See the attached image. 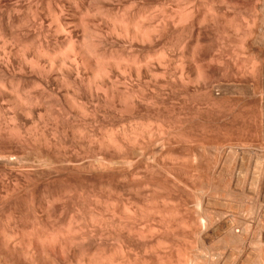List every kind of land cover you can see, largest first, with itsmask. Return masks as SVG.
<instances>
[{"label": "rangeland", "instance_id": "374dc122", "mask_svg": "<svg viewBox=\"0 0 264 264\" xmlns=\"http://www.w3.org/2000/svg\"><path fill=\"white\" fill-rule=\"evenodd\" d=\"M147 1L117 0L115 8H118L119 5H122V8H125V6L127 8L133 4L135 7L131 5L133 6L132 9L129 7L127 10L136 12V7H140L138 8L140 10L141 7L146 9L147 7L150 8L154 3L157 7L152 6V8L155 7L160 10L157 11V15H155V19L157 16L158 22L160 19L159 12L161 13V17L164 13L169 18L171 14L172 16L173 14L174 16L178 14L179 11H177L178 9L176 10L178 6L180 7V5H182V8L183 3L185 6L184 0L182 4H180L181 0H151L152 4L149 0ZM192 1H196L195 5H199L197 0ZM202 1L203 2L199 0V2H201L200 4H203L205 7L203 8L207 15V21H194V19L199 20L198 14L201 13V11L197 12V10L194 9L192 17L195 18L192 20L189 19L190 22H186L183 27H181L182 24H178L177 22L178 28L175 27V19H173L174 23L169 20L164 22V24H167L164 25L165 29H163L164 26L161 19H164L165 15L163 16L164 18L162 17L159 20L162 28L158 27V22L157 27L160 31L157 30L158 39L157 43H154V45H157L156 47L158 50L155 47L151 49L157 50V56H160L159 58L157 57V61L162 60L161 62H157V78L159 79H157V83L152 85L150 90L146 92L148 95L157 97V103H154L155 105L143 103L138 106L136 104L126 107L121 105L122 107H120L118 103H98L92 100L93 102L90 101L87 104L84 102L86 105L83 106L81 110L78 107L80 106L81 108L84 104L78 107L75 106L76 109L71 108L73 111L78 110L79 113L83 111L81 112L82 114L75 115L77 111L76 113H74L75 111L71 113L70 107L63 103L64 106L60 105L61 103L59 104V102H52L53 104L49 103L51 107L45 104V109L41 107L44 103H40V106L39 103H37L38 105H36L38 107H34V104L30 106L31 110L33 109V105L34 109H38L37 111L33 109V113H30V115H28V113L24 114L25 112L23 113L20 108L16 107V111L14 110L16 114L12 115L13 120L11 125L9 124V118L11 116L8 115L5 109L7 103L5 102L4 105L0 99V264H79V262L82 264L84 261L87 264H242V262L244 264H248V262L249 264H264V250H262V253L260 252L261 249H264V243L258 244L261 243V241L264 242L262 238L264 231L263 229H261V231L259 230L260 228H264V221H261L264 220L261 214V211L264 210V191L260 192L261 189L258 188L259 185L260 187L261 185L264 187L263 184H260V182L264 183V147L263 145L260 146L261 148L259 147V145L264 143V139L261 141L258 140L264 137V131L261 132L264 130V122L262 123L263 125L261 124L263 129L259 128L262 129L261 131L258 129L260 123L264 121V119H262L264 117V107L262 105L264 99H259L264 98V92L262 97H260L264 90V0H260L263 2V5H261L262 2L260 1V3H257L256 1L258 0H243V2H241L242 0H239V2L238 0H225V2L228 1V8L225 7L226 5L222 4L224 3L223 0ZM235 1L238 2V4L241 2L240 5L235 4ZM254 1L256 3H253ZM0 2L1 6H3V11L0 13V32L5 29H13L15 31V26L18 25L17 21H23L24 19L23 14L15 15L8 13L9 6L13 5L15 0H1ZM19 2L20 6L26 9L28 0H19ZM32 2L40 4L39 0H33ZM233 3L239 7L236 8V6H234V8ZM252 3L259 5L254 6ZM78 4L75 5L76 7H71V9L66 7L64 10L56 8L58 6H52L53 8L50 6L51 8L49 10V8H45L47 7L45 5L43 6L45 10L41 11L40 8L42 7L39 6L40 8L36 10L37 7H35L34 4V7L32 6L30 9L31 11L28 10L24 15L27 16L26 18L29 19L28 21H30L29 23L33 27L34 25L35 27L40 25L38 23L43 20L44 17L42 15L45 13H50L49 15L57 21L58 19L59 21L64 20V18L67 17L73 18V15L77 17L83 15V22L81 24L85 23V25L87 24L89 26V23L92 21L99 24V17L97 16L100 12H97L98 8L96 9L97 5L95 2L91 3V1L86 2L85 0V5H82L83 7L80 5L78 6ZM259 6L260 8L263 7L261 8L263 11L260 10ZM166 7L172 8V10L174 8V10L177 11L176 15L173 11L170 12V9H165ZM122 8H120V10L117 9V12L120 11V13H122L124 11ZM145 9L143 12H141L142 10L137 11L140 14L142 13L143 15L141 16L143 17L144 12L148 10V14L145 12V15L151 18L149 15L153 16V14H151L149 9ZM256 9H259V11L255 12L254 10ZM155 11L156 9L153 8V13H155ZM168 11L170 15H168ZM261 11L263 14L260 13ZM71 18L69 19L71 20ZM165 20L166 19L163 21ZM228 24H231L230 26H232L233 29L235 28L236 30L237 28V30H240L238 34H236L237 31H235L236 35H234L236 38L243 36L244 39H249L248 43L252 42L253 44H249L250 46L246 45V39L244 40L243 37L235 39L234 35L232 36V33H230V31L233 32V30L228 29ZM47 25L48 24H46V26ZM248 25L253 28L248 27ZM79 29L81 30V28ZM226 29H228L229 32ZM253 29L255 33H257L256 37L258 39L253 37L255 36ZM244 30L248 31L249 38L246 37L248 33L244 32ZM159 32L161 34H159ZM250 32H252V36ZM239 33L242 35L240 34V36ZM79 34H81V31L78 33V39ZM50 36L51 35H48L47 37L48 39L50 38V43H48V45L50 44L51 50L53 51L54 49L55 53H61H58V56L61 55L59 58H62V52L64 53L68 45L64 42L63 38H60V40L63 39V42L60 40H58L60 41L58 42L54 40L56 39L54 35V37ZM52 37L53 39H51ZM250 38H254V42L251 41L252 39ZM239 40H241L242 43L244 42V45ZM237 42L240 43L239 46ZM116 44L117 43H114L115 47L111 44L112 46L109 45L108 48L118 51L127 49L128 51L127 47L121 46L122 44H117L118 46ZM245 45L249 47H247L248 50L243 49ZM136 47H133V52L135 54H146L143 49L141 50L142 47ZM151 47H153V45H151ZM237 52L240 53L238 54ZM241 52L244 53L242 54ZM164 55L165 57H163ZM238 55L241 56V60H239L240 58H236L239 57ZM252 59L255 61L256 66H254V61H252ZM234 61L236 63L239 61L241 62L237 64L234 63L236 67L233 65ZM158 63L161 65H158ZM163 64H165L166 68ZM251 64L253 66L252 69H250L251 67L249 66ZM227 66H229V70ZM238 66L242 69L241 71ZM247 66L249 68H247ZM254 67L255 69L253 70ZM249 70H253L254 72L250 71L252 73L250 74ZM181 71L184 72L182 73ZM224 71L228 73H224ZM202 72L205 77L202 76L201 78L199 75H201ZM51 74H49V76L47 75V77L44 75L38 78L39 76H36V74L32 76L29 73L19 74V72L16 71V74L12 77L11 92L14 93L13 89L15 93L26 90V92H28L27 94L31 95L32 93L34 95L33 101H35V103L37 102L35 99H39L42 95L47 97L49 95L52 97L53 95L54 97V95L58 94V83H56L57 80H55L56 74H53L54 76ZM162 74H164V76ZM226 75H228L227 78ZM250 75L255 76L256 79L252 76L250 78ZM2 76V73H0V78H2ZM251 79L255 80V84ZM256 80L260 82V84L258 82L257 84ZM225 83H227V86H224ZM261 83L263 85H261ZM228 84L230 87H228ZM253 84L261 85L260 88L263 89L259 91L260 93H258V96L256 94L260 89L256 90L257 88ZM250 85L255 87L256 91L253 90L254 88L251 89ZM228 88H230L229 91H227ZM54 89L57 94H54ZM223 91H226L227 94ZM22 93L24 92L22 91ZM39 93L42 94L40 97L37 95ZM36 96H38V98ZM44 96L42 98H45ZM34 97L36 98L34 99ZM48 99L50 100L51 98ZM54 99L52 98L51 100ZM260 100L263 103H261ZM234 101H238V103L240 101L239 106H237L238 103L235 105ZM251 101L255 102L253 104L254 106L256 105L255 107L252 105ZM54 103H56L55 105L57 108L54 106ZM226 103H228V105H226ZM26 105L27 103L25 106ZM29 105L30 104H28V106ZM224 105L228 107V113H226L225 109L227 110V108L224 107ZM235 106L237 107L236 111H234ZM39 107L40 110H44L40 111ZM231 112L234 114L231 115ZM40 114L44 115V117ZM49 115L51 116L49 117ZM82 115L84 116L82 117ZM88 116L89 118H87ZM48 117L51 119H48ZM73 118L74 120H72ZM138 118L140 119L138 120ZM53 120L56 122L59 130H57L56 127L54 128L55 122ZM131 123L134 124L131 125ZM128 124L131 128L128 127ZM120 125H125V127L123 126L122 128ZM133 129L135 130L133 131L134 134L136 130L139 131L136 136L133 134L135 137L131 134L132 132H128ZM111 130L113 132H111ZM255 130H257V134ZM120 131L123 132L121 133ZM140 131L144 132V137ZM258 132L262 133L261 137ZM106 133H108V135ZM140 133L141 138L139 137ZM150 133H152V135ZM247 134L250 140L254 138L257 139L258 137L257 140L255 139L258 142H254V140L251 141L253 143L249 142L250 140L245 141L248 139V136L246 137ZM249 134L253 135V137ZM234 135H239L241 140L238 139L240 138L238 136V138L236 136L235 138L241 142L236 140L237 142L235 141V144L233 141ZM90 138L92 140H90ZM135 138H137V140ZM224 138L226 143H224L223 147V143L221 144V142ZM110 139H112V141ZM230 139H232L233 143L229 141ZM242 139H245L244 143L246 145V142L252 144H248L249 146L245 145L251 151L246 149V147L243 149L241 148V145L244 147ZM227 141L233 146L235 144L240 147L241 151L238 150V153L237 149L239 148L237 147L236 149L235 146L231 148V145L227 143ZM158 142H160L159 145L161 144L159 147ZM256 143H259L258 146ZM228 144L230 146H228ZM221 146L222 148H220ZM249 147L257 150L252 151V148ZM225 148H228L230 152L233 149L236 151L233 150L232 153H230L227 149L228 152L225 154ZM244 149L245 151H242ZM258 149L261 151V154H259L260 152ZM233 152H237L235 153L237 156L240 155V157H244L242 159H245V164H242L243 161L241 158H237V156H228L229 154H233ZM252 152L255 153L253 154ZM257 152L259 153L256 154ZM220 155H223V157ZM226 155L228 156L227 161L225 159V157H227ZM252 156L253 158L257 157V159L254 158L255 161H261H257V163L253 162ZM247 157H250V159L248 160ZM10 158L13 160L10 161ZM97 159L100 162H98ZM43 160L44 162H42ZM45 161L47 164H45ZM260 163H263V167ZM91 164H93V166ZM241 165L245 166V171L241 168L243 167ZM252 167H256L257 170H255L256 168L252 169ZM249 168L250 170H248ZM209 199L210 201H208ZM259 199L263 201L261 200L259 202ZM212 202L218 203L219 205H215ZM225 204L227 206H225ZM221 205L224 206V208L221 207ZM229 205L231 206L228 207ZM227 207H233V212L232 209L230 211ZM224 214L230 216L221 218L225 217ZM203 215L207 217L206 220L202 218ZM232 217L235 219L233 220ZM208 218L212 220L209 221L211 223L213 222V227L210 226L211 223L209 224V221H207ZM201 219L208 222L209 226L203 223ZM225 219H231V221H236V223L240 225V227L238 226L240 229L238 228L237 230L239 237H236L237 234L231 237L230 235L225 236V233L220 230V224H223ZM243 222L246 224V227L249 228L246 229L249 232L245 230L246 227ZM258 222L261 224L258 225ZM69 223L70 226L72 225L73 227L70 228V226H68ZM234 223L235 222H233V224ZM236 225L237 224H234V226ZM67 226L70 228V231H68L69 228ZM216 226L218 230H216ZM242 226L246 232L242 230ZM249 226H251V228ZM82 228L83 232H80ZM257 228L259 229L257 230ZM214 229L218 231L216 234ZM255 230L260 232H254ZM51 231L53 234L54 232L57 234V232L60 231L64 238L60 236L59 232L58 235H53ZM74 231L79 233L77 234ZM240 231L245 233L244 236L250 237H247L248 242L246 238V242L243 240L244 236L242 237L243 239L240 238ZM221 232L223 233L221 234ZM217 233H219L220 237ZM68 234H71V236ZM201 234L204 237L201 236ZM260 234L262 235L260 237L261 239L258 237ZM31 235L32 237H30ZM36 235L38 237L42 235L46 236H42V238L46 239L50 237V241L48 240L44 244L43 253L40 257L30 242ZM211 235L214 236L211 237ZM52 237L56 238L53 239ZM232 237L236 238L233 239ZM9 238L10 240H8ZM84 239L86 241H84ZM235 239H238V242H236ZM239 241L241 242L239 243ZM60 242H65L68 245L67 248H64V255L61 257L56 253V249L60 247L59 245H62ZM72 242L75 245H73ZM78 242L79 244H77ZM255 242H257L258 246L261 245L263 248L258 247ZM69 245L72 246V250L71 248L69 249ZM74 251L76 254L73 253ZM258 251L261 253V256ZM78 252L82 254H80L81 257H79L80 255H78ZM247 254H249V260L248 256H246ZM231 255L233 256L230 257ZM218 256H220V258ZM245 261L248 262L245 263Z\"/></svg>", "mask_w": 264, "mask_h": 264}, {"label": "bare ground", "instance_id": "6f19581e", "mask_svg": "<svg viewBox=\"0 0 264 264\" xmlns=\"http://www.w3.org/2000/svg\"><path fill=\"white\" fill-rule=\"evenodd\" d=\"M1 1V0H0ZM3 1V0H2ZM11 1V0H10ZM21 1V0H20ZM33 0H28V5H26V9H24L25 7H22V6H20V2H19V0H15V2L13 3V5H10L9 6V9H8V13L9 14H15V15H19V14H23V21H17V24L18 25H16L15 26V31L13 30V29H11V30H3L2 32H0V73H2V78H0V99H1V101L4 103V105H5V102L7 103V107H5V109H6V111H7V113H8V115L9 116H11L9 119V124H11L12 123V120H13V114H16V113H14V110L15 109H17V108H20L22 111H23V113L24 114H26V113H28V115H30V113L32 114L33 112H32V110L34 109V107H38L37 105V103H39V106H40V103H44V104H42V105H44V106H42L41 105V107H44V109H45V104H47V105H49L50 106V104H53L52 102H59V104L60 105H63V104H65V105H67L68 107H70V109L72 108H74V109H76L75 108V106L76 107H78L79 105H81V104H84V105H82L81 106V108H80V106L78 107L80 110L83 108V106H85L87 103H89L90 101L91 102H93V101H97L98 103H107V102H109V103H118L119 105H120V107H126V106H128V105H136L137 104V106L139 105V104H147V103H149V104H154V103H157V97L156 96H154V95H148L146 92H147V90H150V88H151V86L152 85H154V84H156L157 83V79H159V78H157V62H161V61H157V45H154V43L156 42L157 43V37H158V31H160V29L159 28H162V25L160 26V19L165 15V18L164 19H166L165 21H163L164 19H161V21L163 22V26L165 25V24H167V23H165L164 24V22H166L167 20H169V21H172L173 23H174V21H173V19H175V27H177L178 26V24H182V26L181 27H183L184 25H185V23L186 22H188L189 21V19L190 20H192L193 18H195V17H192L193 16V10L195 9V10H197V12L198 11H201V13L200 14H198V19L199 20H195L194 19V21H207V19H206V12L204 11V5L203 4H200L201 2H203L202 0H200L201 2H199V0H197V2L199 3V5H195V2L194 1H192V0H184L185 1V6H184V3H183V7L181 8V6L182 5H180V4H182V2H184L183 0H181V3L180 4H178V5H180V7L178 6V8H176V10L177 11H179L178 12V14L176 15V13H177V11L176 10H174V8H173V10H172V8L170 9V8H165V9H170L169 11L170 12H172L173 11V13H175V15L176 16H174V14H173V16H172V14L170 15V13H169V11H168V15H170L169 16V18L171 19H169L167 16H166V14H162L163 16L161 17V13L159 12V15H160V19L158 20V22H159V25H158V22H157V16H156V19H155V15H157L156 13H157V11H160V10H158L159 8H155V7H157L154 3H153V5L152 6H155V7H153L154 9H156V11H155V13H153V8H152V6L149 8V7H147V6H144V7H147L146 9L145 8H142L141 7V10L140 9H138V8H140V7H136L135 8V10H136V12H134L133 10L131 11V10H127V8H129L130 7V9H132V7L134 6L133 4H131V5H133V6H128L127 8H126V6H125V8L123 7H121L122 5H119V3H118V5L120 6V8H122V9H124V11L122 12V9H121V12L122 13H120V11L119 12H117V9H119L120 10V8H119V6L118 5H116V6H118V8H115V3H116V1L115 0H88L89 2L91 1V3L93 2H95L96 3V5L98 6H96V9L98 8V13L100 12V14H98V16L97 17H99V24H96L94 21H92V22H94V23H92V22H90L89 23V26L87 25H85V23L84 24H81L83 21V15H80V16H76V15H73L72 17L73 18H71V17H69V18H71V20L67 17V18H64V20H60L59 21V19H58V21L56 20V19H54V18H52L48 13H45V14H43L42 16L44 17L43 18V20L41 21V22H39L38 24H40L38 27H35V25H34V27L33 26H31L30 25V21H28L29 19H27L26 17L27 16H25L24 14L29 10V11H31L30 9L32 8V6L34 7V4H35V7H37V9L36 10H38V8H40V7H42V8H40V11L41 10H45V8H49V10H50V8L52 7V6H58V7H56V8H61L62 10H64L66 7H68V8H70L71 9V7H74L76 4H78V6L80 5L81 7H83L84 5H85V0H39V2H40V4H36V3H34V2H32ZM87 0H86V2H88ZM136 1V0H135ZM147 1V0H146ZM150 2H151V4H152V1L151 0H149ZM156 1V0H155ZM224 1V3H222V4H224V5H226L225 7L226 8H228L227 7V2H225V0H223ZM222 1V2H223ZM233 1V0H232ZM231 1V2H232ZM241 1V0H240ZM260 0H258V1H256L257 3L259 2ZM77 2V3H76ZM148 2V1H147ZM149 2V3H150ZM168 2V1H167ZM206 2V1H205ZM221 2V1H220ZM238 2H239V0H238ZM238 2H236L235 1V4H237V5H240V3L241 2H243V0L238 4ZM252 2V1H251ZM255 1L253 2V3H256ZM260 2H262V1H260ZM259 2V3H260ZM264 2V1H263ZM263 2L261 3V5H263ZM76 3V4H75ZM172 3V2H171ZM250 3V2H249ZM252 3V4H253ZM75 4V5H74ZM121 4V3H120ZM135 4V3H134ZM148 4V3H147ZM146 4V5H147ZM156 4H157V2H156ZM169 4V3H168ZM229 4H230V1H229ZM232 4V3H231ZM234 4V3H233ZM233 5V7L234 6H236V8L237 7H239V6H237V5ZM47 6V7H43V6ZM60 5V6H59ZM83 5V6H82ZM86 5H87V3H86ZM161 5H163V4H161ZM165 5V4H164ZM254 6H258V5H255V4H253ZM260 5V6H261ZM40 6V7H39ZM51 6V7H50ZM77 6V7H78ZM95 6V5H94ZM124 6V5H123ZM137 6V5H136ZM142 6V5H141ZM149 6V5H148ZM222 6V5H221ZM230 6V5H229ZM254 6H253V8H254ZM260 6H259V8H260ZM76 7V6H75ZM91 7V6H90ZM135 7V6H134ZM161 7V6H160ZM204 7V8H203ZM53 8V7H52ZM93 8V7H92ZM152 8V9H151ZM164 8V7H163ZM179 8H180V10H179ZM232 8V7H231ZM235 8V7H234ZM256 8V7H255ZM261 8H263V7H261ZM260 8V10H262ZM134 9V8H133ZM147 10V9H149V11L151 12V14H153V16L152 15H149V16H151V18H148L146 15H145V12L148 14V10L147 11H145L144 12V18L141 16V15H143L142 13L140 14V13H138V11L137 10H139V11H141V12H143V10ZM201 9V10H200ZM264 9V8H263ZM152 10V11H151ZM162 10V9H161ZM207 10V9H206ZM3 11V6H1V2H0V13ZM89 11H91V10H89ZM117 13H116V12ZM176 11V12H175ZM255 12L257 11H259V9L257 10H254ZM263 11V10H262ZM260 12V13H262L263 14V12ZM43 12V11H42ZM45 12V11H44ZM78 12V11H77ZM86 12H87V9H86ZM149 12V13H150ZM32 13V12H31ZM259 13V14H260ZM88 14V13H87ZM97 14V13H96ZM91 15H92V13H91ZM88 16H90V15H88ZM96 16V15H95ZM146 16V17H145ZM55 17V16H54ZM60 17V16H59ZM77 17V18H76ZM197 17V16H196ZM216 17V16H215ZM219 17V16H218ZM221 17H223V16H221ZM63 18V17H62ZM89 18V17H88ZM168 18V19H167ZM44 19H45V21H44ZM85 19H86V17H85ZM264 19V18H263ZM94 20H96V19H94ZM212 20V19H211ZM25 21H26V23H25ZM98 21V20H97ZM96 21V22H97ZM260 21V20H259ZM263 21V20H262ZM6 22V21H5ZM9 22V21H8ZM45 22H48V23H45ZM162 22H161V24H162ZM176 22L178 23V24H176ZM190 22V21H189ZM168 23H170V22H168ZM184 23V24H183ZM15 24H16V21H15ZM46 24H48L47 26H46ZM173 24V25H174ZM222 24V23H221ZM261 24V23H260ZM85 26V28H84V26ZM157 25H158V27H157ZM211 25V24H210ZM220 25V24H219ZM225 25V24H224ZM229 25V24H228ZM231 25V24H230ZM229 25V28L228 29H232L233 30V32L232 31H230V33H232V36L235 34V31H237L236 32V34H238V32L240 31V30H237V28H236V30H235V28L233 29V27L232 26H230ZM263 25V24H262ZM83 26V27H82ZM179 26V27H180ZM215 26V25H214ZM87 27V28H86ZM188 27V26H187ZM232 27V28H231ZM248 27H252V26H249L248 25ZM256 27V26H255ZM79 28H81V30L79 29ZM158 28V29H157ZM178 28V27H177ZM176 28V29H177ZM253 28V27H252ZM251 28V29H252ZM163 29H165V26L163 27ZM163 29H161V30H163ZM228 29H226V30H228ZM251 29H250V31H251ZM158 30V31H157ZM184 30V29H183ZM79 31H81V34H79V39H78V33H79ZM248 31H249V29H248ZM248 31L246 30H244V32H246V33H248ZM253 31H254V29H253ZM162 32V31H161ZM228 32H229V30H228ZM242 33V32H241ZM241 33H239V35L241 34ZM254 33H255V31H254ZM253 33V34H254ZM260 33V32H259ZM263 33H264V31H263ZM159 34H161L160 32H159ZM163 34V33H162ZM235 34V35H236ZM252 34V32H250V35ZM48 35H51V36H55L56 37V39H54V40H60V38H63L64 39V42L68 45V47L67 48H65V51H64V53L62 52V58H59V56H61V55H59L58 56V53H55V51H54V49H53V51L51 50V47L48 45V43H50V41H49V39L47 38L48 37ZM81 35V36H80ZM235 35H234V37H235ZM242 35V34H241ZM240 35V36H241ZM244 35V34H243ZM256 35H257V33H255V36H253V37H256ZM50 36V37H51ZM53 36V37H54ZM249 36V33H248V35L246 36L247 38H249L248 37ZM252 36V35H251ZM53 37L51 38V39H53ZM170 37V36H169ZM241 37H243V36H241ZM241 37H239V38H241ZM263 37V36H262ZM261 37V38H262ZM238 38V37H237ZM236 37H235V39H237ZM238 38V39H239ZM257 38V37H256ZM260 38V37H259ZM48 39V40H47ZM63 39H61L60 41L61 42H63L62 40ZM243 39H244V37H243ZM246 39V38H245ZM244 39V40H245ZM250 39H252L251 41H253L254 42V38H250ZM258 39V38H257ZM259 40H261V39H259ZM48 41V42H47ZM56 41V42H57ZM60 41H58V42H60ZM197 41V40H196ZM237 41V40H236ZM240 42H241V40H239ZM243 41V40H242ZM249 42V39H246V45H248V46H250L249 44H251L252 42H250V43H248ZM64 43V44H65ZM114 43H117V44H122L121 46L123 47H127L128 48V51H127V49H125V48H123V49H125L126 50V52H125V50L123 51H118V50H113V49H109L108 48V46L109 45H111V44H113V46L115 47V45H114ZM171 43V42H170ZM183 43V42H182ZM186 43V42H185ZM196 43V42H195ZM238 43V42H237ZM242 43V42H241ZM244 43V42H243ZM242 43V44H243ZM61 44V43H60ZM116 44V45H117ZM222 44V43H221ZM239 44L240 43H238L237 45L239 46ZM253 44V43H252ZM66 45V46H67ZM127 45V46H126ZM136 47H142L141 48V50L143 49L145 52L144 53H146L145 55H140V54H135L134 52H133V47L134 46ZM151 45H153V47H151ZM182 45V44H181ZM236 45V46H237ZM244 45V44H243ZM242 45V46H243ZM245 45V47L243 48V49H246V50H248L247 49V47L248 46H246ZM60 46V45H59ZM112 46V45H111ZM118 46V45H117ZM121 46L119 45V47L121 48ZM130 46V47H129ZM174 46V45H173ZM185 46V45H184ZM242 46H240V47H242ZM63 47V46H62ZM113 47V48H114ZM119 47H117V48H119ZM136 47V48H137ZM156 48L157 50H153V49H151V48ZM240 47H238V48H240ZM259 47V46H258ZM263 47H264V45H263ZM57 48V47H56ZM56 48H55V50H56ZM111 48V47H110ZM139 48V49H140ZM237 48V47H236ZM249 48V47H248ZM64 49V48H63ZM62 49V50H63ZM135 49V48H134ZM174 49V48H173ZM183 49V48H182ZM243 49H241V50H243ZM129 50H130V52H131V54H130V52H129ZM141 50H139L140 52H142ZM164 50V49H163ZM162 50V51H163ZM250 50V49H249ZM58 51V50H57ZM56 51V52H57ZM60 51V50H59ZM173 51V50H172ZM128 52V53H127ZM224 52V51H223ZM162 53V52H161ZM160 53V54H161ZM166 53V52H165ZM164 53V54H165ZM219 53V52H218ZM236 53V52H235ZM238 53V52H237ZM240 53V52H239ZM238 53V54H239ZM242 53V52H241ZM244 53V52H243ZM242 53V54H243ZM254 53V52H253ZM59 54H61V53H59ZM170 54V53H169ZM181 54H183V53H181ZM165 55H167V54H165ZM165 55L163 56V57H165ZM256 55V54H255ZM186 56V55H185ZM239 57H236V58H240L241 56L240 55H238ZM243 56V55H242ZM160 57V56H159ZM158 57V58H159ZM247 57V56H246ZM254 57V56H253ZM162 58V57H161ZM169 58V57H168ZM167 58V59H168ZM163 60H165V59H163ZM172 60V59H171ZM232 60V59H231ZM239 60H241V58L239 59ZM193 61V60H192ZM236 61V60H235ZM233 62V65L234 66H236V64L237 63H239V62H241V61H239V62ZM237 61H238V59H237ZM252 61H254L253 59H252ZM185 62V61H184ZM187 62V61H186ZM166 63V62H165ZM169 63V62H168ZM211 63V62H210ZM234 63H236V64H234ZM251 63V62H250ZM254 63V66H256V64H255V61L253 62ZM257 63V62H256ZM160 63H158V65H159ZM223 64V63H222ZM161 65V64H160ZM164 65V67H165V64H163ZM162 65V66H163ZM173 65V64H172ZM241 65V64H240ZM239 65V66H240ZM182 66V65H181ZM238 66V67H239ZM251 68L250 69H252V64L251 65H249ZM159 67H161V66H159ZM163 67V68H164ZM229 66H227V68H228ZM237 67V66H236ZM241 67V66H240ZM240 67H239V69H240ZM166 68V67H165ZM179 68V67H178ZM209 68V67H208ZM232 68V67H231ZM246 68V67H245ZM247 68H249L248 66H247ZM264 68V67H263ZM169 69V68H168ZM230 68H228V70H229ZM238 69V68H237ZM236 69V70H237ZM255 69V67L253 68V70ZM257 69V68H256ZM162 70V69H161ZM224 70H226V69H224ZM227 70V71H228ZM242 69H240V71H241ZM253 70H249V72L250 71H252V72H254ZM16 71H18L19 72V74L21 73H25V74H30V75H34V74H36V76H39L38 78H40V77H43L44 75H46V77H47V75L49 76V74H51V73H53L54 75L56 74V79L55 80H57L56 81V83H58V94H57V92H55V89H54V92H53V90H52V92L54 93V94H57V95H54V97H53V95H52V97L49 95L48 97L47 96H44V95H42V94H37L40 98L39 99H35L36 97L38 98V96H36V97H34V99L37 101L36 103H35V101H33V94L31 93V95H29V94H27L28 92H26V90H22L24 93H22V91L20 92V91H18V92H16V93H18V94H16L15 93V90L13 89V91H14V93H12L11 91V88H12V77L16 74ZM239 71V70H238ZM245 71V70H244ZM256 71V70H255ZM258 71V70H257ZM178 72V71H177ZM182 73L184 72V71H181ZM236 72V71H235ZM164 73V72H163ZM224 73H228V72H225L224 71ZM239 73V72H238ZM257 73V72H256ZM255 73V74H256ZM53 74H51V75H53ZM160 74V73H159ZM250 74H252L251 72H250ZM53 75V76H54ZM163 76H164V74H162ZM166 75V74H165ZM167 75H169V74H167ZM181 75V74H180ZM253 75H254V73H253ZM253 75H250V78H251V76L252 77H254L255 78V76H253ZM172 76V75H171ZM201 78H202V76H204L203 75V72L201 73V75H199ZM241 76V75H240ZM17 77V76H16ZM167 77V76H166ZM173 77V76H172ZM180 77V76H179ZM205 77V76H204ZM228 77V75H226V78ZM37 78V77H36ZM35 78V79H36ZM169 78H170V76H169ZM14 79V78H13ZM184 79V78H183ZM256 79V78H255ZM43 80H44V78H43ZM251 80H253L252 82L255 84V80L254 79H251ZM47 81V80H46ZM172 81V80H171ZM203 81V80H202ZM173 82V81H172ZM258 81L256 80V83H257ZM180 83V82H179ZM186 83V82H185ZM204 83V82H203ZM259 84H260V82H258ZM257 83V84H258ZM13 84H14V82H13ZM220 84V83H219ZM233 84V83H232ZM253 84V85H254ZM41 85V84H40ZM167 85V84H166ZM229 85V84H228ZM261 85H263L262 83H261ZM261 85L259 86V85H254V86H256V90H258V89H260V90H258V92H257V94H256V92H255V94L258 96L259 94L258 93H260L259 91H261V90H263V89H261L260 87H261ZM172 86V85H171ZM215 86V85H214ZM224 86H227V83H225V85ZM251 86V89L252 88H254L253 90L254 91H256L255 90V87H252V85H250ZM264 86V85H263ZM262 86V87H263ZM20 87V86H19ZM28 87V86H27ZM40 87V86H39ZM44 87V86H43ZM213 87V86H212ZM220 87H222V86H220ZM228 87H230V85L228 86ZM243 87V86H242ZM15 88H16V86H15ZM25 88V87H24ZM225 88H227V87H225ZM17 89V88H16ZM34 89V88H33ZM93 89V90H92ZM220 89V88H219ZM229 89L230 88H228V90L227 91H229ZM164 90V89H163ZM223 90H225V89H223ZM239 90V89H238ZM252 90V92L254 93V91ZM29 91V90H28ZM157 91V90H156ZM219 91V90H218ZM84 92V93H83ZM85 92H86V94H88V95H86L85 94ZM153 92V91H152ZM224 92V91H223ZM263 92H264V90L262 91V93H261V96L260 97H262V95H263ZM19 93H21V94H19ZM30 93V92H29ZM81 93V94H80ZM82 93H83V96H82ZM94 95H93V94ZM224 93H226L227 94V92L225 91ZM84 94H85V96H84ZM217 94V93H216ZM168 95V94H167ZM218 95V94H217ZM254 95V94H253ZM253 95H252V97H253ZM32 96V97H31ZM45 97V98H42V97ZM231 96V95H230ZM255 96V95H254ZM236 97H238V96H236ZM264 97V96H263ZM47 98V99H46ZM48 98H55L54 100H49ZM96 100H95V99ZM211 98V97H210ZM226 98V97H225ZM244 98V97H243ZM165 99V98H164ZM259 99H264V98H259ZM93 100V101H92ZM255 100H257V99H255ZM254 100V101H255ZM261 100H260V102H261ZM24 101H27V102H24ZM2 102H1V104H2ZM24 102V103H23ZM84 102H86V104L84 103ZM225 102H228V101H225ZM256 102V101H255ZM255 102H252L251 101V103H252V105L255 103ZM27 103V105L25 106V104ZM50 103V104H49ZM63 103V104H62ZM234 103H235V105H236V103H238V101L236 102V101H234ZM233 103V104H234ZM261 103H263V102H261ZM28 104H30L29 106H28ZM32 104H34L33 106H32V110H31V105ZM37 104V105H36ZM56 103H54V106H56L55 105ZM225 104V103H224ZM239 104H240V101H239V103H238V105L237 106H239ZM242 104H243V102H242ZM241 104V105H242ZM257 104V103H256ZM3 105V104H2ZM57 105H58V103H57ZM122 105V106H121ZM155 105V104H154ZM226 105H228V103H226ZM226 105H224V107H226ZM263 105V107H264V103L262 104ZM28 106V107H27ZM64 106V105H63ZM108 106V105H107ZM150 106V105H149ZM254 106V105H253ZM256 106V105H255ZM254 106V107H255ZM17 107V108H16ZM47 107V106H46ZM51 107V106H50ZM87 107V106H86ZM136 107V106H135ZM234 107V106H233ZM232 107V108H233ZM262 107V106H261ZM262 107V108H263ZM53 108V107H52ZM56 108H57V106H56ZM112 108V107H111ZM227 108V110L225 109V111H226V113H228L227 111H228V107H226ZM4 109V108H3ZM44 109H42V110H44ZM69 109V108H68ZM71 109V113H73L74 111ZM154 109V108H153ZM235 110L234 111H236L237 110V107L235 106V108H234ZM34 110H36V109H34ZM38 110V109H37ZM36 110V111H37ZM39 110H40V107H39ZM42 110H40V111H42ZM47 110V109H46ZM50 110V109H49ZM59 110V109H58ZM84 110V109H83ZM231 110H233V109H231ZM230 110V111H231ZM16 111V110H15ZM21 111V112H22ZM40 111H38V112H40ZM48 111V110H47ZM60 111V110H59ZM76 111H77V113H76ZM74 113H76L75 115H80V113L81 112H83V111H80V113H79V111L78 110H76ZM229 111V112H230ZM233 111V112H234ZM118 112V111H117ZM262 112H263V110H262ZM19 113H20V111H19ZM41 113V112H40ZM61 113V112H60ZM82 114V113H81ZM95 114V113H94ZM230 114V113H229ZM232 114H234V113H232L231 112V115ZM236 114V113H235ZM41 115V114H40ZM63 115V114H62ZM90 115V114H89ZM4 116V115H3ZM27 116V115H26ZM41 116H43L44 117V115H41ZM48 116V115H47ZM51 115H49V117H50ZM53 116V115H52ZM84 115H82V117H83ZM86 116V115H85ZM146 116V115H145ZM48 117V119H51V118H49ZM70 117V116H69ZM68 117V118H69ZM79 117H81V116H79ZM262 117H263V115H262ZM261 117V118H262ZM40 118V117H39ZM47 118V117H46ZM53 118V117H52ZM64 118V117H63ZM87 118H89V116L87 117ZM123 118V117H122ZM133 118V117H132ZM260 118V119H261ZM17 119V118H16ZM27 119V118H26ZM29 119H31V118H29ZM78 119V118H77ZM137 119V118H136ZM140 118H138V120H139ZM257 119V118H256ZM262 119H264V117L262 118ZM45 120V119H44ZM72 120H74V118L72 119ZM82 120V119H81ZM4 121V120H3ZM47 121V120H46ZM52 121V120H51ZM54 121V120H53ZM136 121V120H135ZM262 121V120H261ZM14 122V121H13ZM48 122V121H47ZM46 122V123H47ZM55 122V121H54ZM73 122V121H72ZM264 121H262L261 123H260V127H258V129L259 128H262L263 129V127H261V124L263 123ZM3 123H5V122H3ZM34 123V122H33ZM41 123V122H40ZM44 123V122H43ZM52 123V122H51ZM82 123H84V122H82ZM85 123H86V121H85ZM135 123H137V122H135ZM38 124V123H37ZM96 124V123H95ZM126 124V123H125ZM132 124H134V123H131V125ZM138 124V123H137ZM151 124V123H150ZM7 125V124H6ZM5 125V126H6ZM12 125V124H11ZM45 125V124H44ZM53 125V124H52ZM78 125V124H77ZM136 125V124H135ZM146 125H148V124H146ZM263 125V124H262ZM4 126V127H5ZM33 126H34V124H33ZM36 126V125H35ZM48 126V125H47ZM72 126V125H71ZM87 126V125H86ZM120 126H122V125H120ZM120 126H117V127H120ZM124 127H125V125H123ZM123 126H122V128H123ZM142 126V125H141ZM24 127V126H23ZM30 127V126H29ZM37 127V126H36ZM57 128V130H59L58 128L59 127H57V125H56V122H55V124H54V128ZM128 127H130V125L128 124ZM137 127V126H136ZM142 127H145L144 125L142 126ZM46 128V127H45ZM131 128V127H130ZM151 128V127H150ZM254 128V127H253ZM13 129H14V127H13ZM33 129V128H32ZM31 129V130H32ZM49 129V128H48ZM80 129V128H79ZM118 129H121V128H118ZM142 129H144V128H142ZM154 129V128H153ZM256 129H257V126H256ZM262 129H259L260 131L262 130ZM4 130H5V128H4ZM3 130V131H4ZM55 130V129H54ZM100 130V129H99ZM102 130V129H101ZM130 130V129H129ZM150 130V129H149ZM157 130V129H156ZM8 131V130H7ZM56 131V130H55ZM93 131V130H92ZM133 131H135L134 129L132 130V131H128V132H132L131 134L133 135L134 134V132ZM138 130H136V132H135V136L137 135V133H139V131L137 132ZM264 130H262L261 132H263ZM12 132V131H11ZM20 132V131H19ZM37 132V131H36ZM52 132V131H51ZM108 132H110V131H108ZM111 132H113L112 130H111ZM110 132V133H111ZM121 132V131H120ZM119 132V133H120ZM123 132V131H122ZM121 132V133H122ZM141 132V131H140ZM156 132V131H155ZM254 132V131H253ZM257 132V130H255V133ZM2 133V132H1ZM6 133V132H5ZM13 133V132H12ZM15 133V132H14ZM32 133V132H31ZM45 133V132H44ZM43 133V134H44ZM88 133H89V131H88ZM116 133V132H115ZM142 133V136H143V131L141 132ZM141 133H140V138H141ZM147 133V132H146ZM157 133V132H156ZM254 133V134H255ZM17 134V133H16ZM37 134V133H36ZM51 134V133H50ZM77 134V133H76ZM84 134V133H83ZM100 134V133H99ZM107 135H108V133H106ZM118 134V133H117ZM148 134V133H147ZM151 135H152V133H150ZM253 134V133H252ZM257 134V133H256ZM258 134H259V136L261 137V135H262V133H259L258 132ZM8 135H10V134H8ZM14 135V134H13ZM42 135V134H41ZM57 135V134H56ZM89 135V134H88ZM111 135V134H110ZM116 135V134H115ZM121 135V134H120ZM123 135H124V133H123ZM126 135V134H125ZM128 135V134H127ZM133 135V136H134ZM145 135V134H144ZM155 135V134H154ZM158 135H159V133H158ZM250 135V134H249ZM264 135V134H263ZM16 136V135H15ZM42 136H44V135H42ZM79 136V135H78ZM104 136H105V134H104ZM112 136L114 137V135L112 134ZM111 136V137H112ZM131 136V135H130ZM134 136V137H135ZM160 136H161V134H160ZM235 136L236 135H234V137H233V141H234V143H235V141L237 140L236 138H235ZM238 137H240L239 135H237ZM236 136V137H237ZM248 136V134L246 135V137ZM250 136H252L253 137V135H250ZM24 137V136H23ZM41 137V136H40ZM74 137V136H73ZM132 137V136H131ZM139 137H138V139H139ZM144 137V136H143ZM152 137V136H151ZM151 137H150V139H151ZM157 137V136H156ZM159 137V136H158ZM227 137V136H226ZM237 137V138H238ZM255 137H256V135H255ZM22 138V137H21ZM35 138V137H34ZM86 138V137H85ZM124 138H125V136H124ZM234 138H235V140H234ZM243 138V137H242ZM20 139V138H19ZM46 139H48V138H46ZM45 139V140H46ZM92 139H93V137H92ZM91 138H90V140H92ZM115 139V138H114ZM136 140H137V138H135ZM134 139V140H135ZM239 140H241V137L240 138H238ZM246 139V138H245ZM245 139H242V141H243V143H244V140ZM253 139V138H252ZM256 138H254L253 140H254V142L258 139V137H257V139L255 140ZM264 139V137L263 138H259L258 140L259 141H261V140H263ZM13 140H15V139H13ZM24 140V139H23ZM75 140V139H74ZM111 141H112V139H110ZM122 140V139H121ZM133 140V141H134ZM135 140V141H136ZM183 140V139H182ZM239 140H237L238 142H241V141H239ZM247 140H250V137L248 136V139H246L245 141H247ZM253 140H250L249 142H251V141H253ZM41 141V140H40ZM109 141V140H108ZM115 141V140H114ZM123 141V140H122ZM191 141V140H190ZM223 141H225V142H223ZM223 141L221 142V144L223 145V147H224V143H226V140H225V138L223 139ZM230 142H232L233 143V141H232V139H230L229 140ZM236 141V142H237ZM94 142V141H93ZM116 142V141H115ZM249 142H246L247 143V145L249 144ZM256 142H258V141H256ZM32 143V142H31ZM110 143V142H109ZM124 143V142H123ZM132 143V142H131ZM136 143H137V141H136ZM159 143L160 142H158V147L161 145H159ZM165 143V142H164ZM163 143V144H164ZM227 143H229L228 141H227ZM251 143H253V142H251ZM250 143V144H251ZM45 144V143H44ZM107 144V143H106ZM111 144V143H110ZM110 144H108V145H110ZM114 144V143H113ZM122 144V143H121ZM127 144V143H126ZM187 144V143H186ZM230 144V143H229ZM228 144V146H230ZM236 144V143H235ZM234 144V146L236 147V149H237V145H235ZM242 144V143H241ZM249 144V145H250ZM259 144V143H258ZM258 144L256 143V145L258 146ZM261 144V143H260ZM90 145H93V144H90ZM103 145V144H102ZM115 145H117V144H115ZM157 145V144H156ZM225 145H227V144H225ZM240 145V144H239ZM246 144L244 143V147H242V145H241V148L243 149V148H245L246 146H245ZM248 145V146H249ZM252 145V144H251ZM254 145H255V143H254ZM253 145V146H254ZM263 145V147H264V143L263 144H261V145H259V147L260 146H262ZM121 146H123V145H121ZM136 146V145H135ZM141 146V145H140ZM165 146V145H164ZM169 146V145H168ZM185 146V145H184ZM213 146V145H212ZM211 146V147H212ZM233 145H231V148H233L232 147ZM100 147V146H99ZM112 147V146H111ZM204 147V146H203ZM254 147H256V146H254ZM258 147V148H259ZM103 148V147H102ZM115 148V147H114ZM121 148V147H120ZM124 148V147H123ZM122 148V149H123ZM140 148V147H139ZM153 148V147H152ZM155 148V147H154ZM156 148H157V146H156ZM193 148V147H192ZM205 148V147H204ZM217 148H218V146H217ZM220 148H222V146L220 147ZM220 148H219V150H220ZM230 148V147H229ZM239 149H237V151L238 150H240L241 148L240 147H238ZM249 148H252V147H249ZM257 148V147H256ZM261 148V147H260ZM259 148V149H260ZM100 149V148H99ZM163 149V148H162ZM226 149V148H225ZM228 149V148H227ZM227 149H226V152H225V150H224V152H225V154L229 151V149H228V151H227ZM246 149H248V147H246ZM259 149H258V151H259ZM118 150V149H117ZM148 150V149H147ZM218 150V149H217ZM231 150V149H230ZM233 150H235V149H233ZM233 150H231V152L230 153H232V151ZM249 150V149H248ZM253 150H257V149H253L252 148V151ZM263 150V149H262ZM119 151V150H118ZM144 151V150H143ZM152 151V150H151ZM154 151V150H153ZM236 151V150H235ZM241 151V150H240ZM242 151H245V149L244 150H242ZM249 151H251V150H249ZM264 151V150H263ZM140 152V151H139ZM220 152V151H219ZM223 152V153H224ZM260 152V153H259ZM259 152H257L256 154H261V151H259ZM138 153V152H137ZM160 153V152H159ZM216 153V152H215ZM222 153V154H223ZM235 153H237V152H235ZM235 153L233 152V154H229L228 156L230 157V155H234L235 157L237 156V155H235ZM238 153H239V151H238ZM253 153V152H252ZM255 153V152H254ZM253 153V154H254ZM224 154V155H225ZM159 155V154H158ZM249 155V154H248ZM251 155V154H250ZM221 156V155H220ZM227 156V155H226ZM228 156L227 157H225V159H226V161H227V158H228ZM257 156V155H256ZM259 156H262V155H259ZM4 157V156H3ZM12 157V156H11ZM48 157V156H47ZM61 157V156H60ZM221 157H223V155L221 156ZM263 157H264V154H263ZM13 158V157H12ZM14 158H16V157H14ZM237 158H241V160L243 161V163L242 164H245L244 162V160L245 159H242V158H244V157H240V155L239 156H237ZM248 158V157H247ZM252 158V160H254V158H253V156L251 157ZM1 159H3V158H1ZM5 159V158H4ZM11 159V158H10ZM22 159V158H21ZM48 159V158H47ZM99 159V158H98ZM98 159H97V161H98ZM222 159V158H221ZM220 159V160H221ZM250 159V157L248 158V160ZM255 159H257V157L255 158ZM259 159V158H258ZM13 159H11L10 161H12ZM45 160V159H44ZM44 160L42 161V162H44ZM49 160H50V158H49ZM236 160H238V159H236ZM240 160V159H239ZM251 160V161H252ZM47 161V160H46ZM46 161H45V164H47L46 163ZM83 161V160H82ZM257 161H261V160H257ZM257 161H253V162H256L257 163ZM22 162V161H21ZM41 162V161H40ZM49 162V161H48ZM95 162V161H94ZM98 162H100V161H98ZM97 162V163H98ZM241 162V161H240ZM246 162H249V161H246ZM258 162V163H259ZM38 163V162H37ZM83 163V162H82ZM96 163V164H97ZM44 164V163H43ZM67 164V163H66ZM72 164V163H71ZM76 164V163H75ZM79 164V163H78ZM96 164H95V166H96ZM236 164H237V161H236ZM239 164V163H238ZM241 164V163H240ZM248 164V163H247ZM261 164V163H260ZM70 165V164H69ZM80 165V164H79ZM92 166H93V164H91ZM91 165H89V166H91ZM100 165H101V163H100ZM251 165H252V163H251ZM263 165V163L261 164V166ZM13 166V165H12ZM31 166V165H30ZM56 166V165H55ZM60 166V165H59ZM76 166V165H75ZM241 166H243V165H241ZM240 166V167H241ZM254 166V165H253ZM10 167V166H9ZM46 167V166H45ZM54 167V166H53ZM82 167V166H81ZM101 167V166H100ZM217 167V166H216ZM248 167H250V166H248ZM259 167H260V165H259ZM258 167V168H259ZM263 167V166H262ZM261 167V168H262ZM44 168V167H43ZM42 168V169H43ZM50 168V167H49ZM244 171H245V166H243V167H241ZM256 168V167H255ZM255 168H253L252 167V169H255ZM40 169V168H39ZM242 169H240V170H242ZM246 169H247V166H246ZM13 170V169H12ZM32 170V169H31ZM38 170V169H37ZM248 170H250V168L248 169ZM255 170H257V168L255 169ZM259 170V169H258ZM261 170V169H260ZM263 170H264V168H263ZM26 171V170H25ZM247 172V171H246ZM251 172V171H250ZM264 172V171H263ZM24 176V175H23ZM36 177V176H35ZM249 177V176H248ZM257 177V176H256ZM258 177H259V175H258ZM257 177V178H258ZM256 178V179H257ZM249 180V179H248ZM254 180V179H253ZM254 183V182H253ZM253 183H251V184H253ZM248 183L246 182V185H247ZM255 184V183H254ZM260 184H263V186H264V183L262 182H260ZM243 185V184H242ZM237 186H239V185H237ZM248 186V185H247ZM250 186V185H249ZM253 187V186H252ZM255 187V186H254ZM244 188V187H243ZM259 189H261V191L260 192H262V191H264V187H262V185H261V187H260V185H259V187H258ZM242 189V188H241ZM248 189V188H247ZM246 189V190H247ZM258 189V190H259ZM243 190V189H242ZM253 191V190H252ZM251 191V192H252ZM242 192H244V191H242ZM258 192V191H257ZM244 195V194H243ZM242 195V196H243ZM247 195V194H246ZM245 195V196H246ZM253 196V195H252ZM259 196V195H258ZM257 196V197H258ZM250 197V196H249ZM262 197V196H261ZM201 198V197H200ZM203 198H204V196H203ZM254 198V197H253ZM256 198V197H255ZM211 199V198H210ZM210 199L208 200V201H210ZM213 199V198H212ZM263 199H264V197H263ZM197 200H199V199H197ZM215 200V199H214ZM262 200V199H261ZM260 199H259V202L261 201ZM200 201V200H199ZM199 201H197V202H199ZM205 201V200H204ZM207 201V202H208ZM263 201V200H262ZM163 202V201H162ZM206 202V203H207ZM216 202V201H215ZM203 203V202H202ZM201 203V204H202ZM210 203V202H209ZM213 203V202H212ZM218 203H219V201H218ZM218 203H213V204H218ZM163 204V203H162ZM198 204V203H197ZM204 204H205V202H204ZM211 204V203H210ZM166 205V204H165ZM164 205V206H165ZM206 205H208V204H206ZM219 205V204H218ZM158 206V205H157ZM198 206V205H197ZM211 206H212V204H211ZM225 206H227L226 204H225ZM231 205H229L228 207H230ZM260 206H262V205H260ZM221 207H223L224 208V206H222L221 205ZM227 207V208H228ZM234 208H236V207H234ZM201 209H202V207H201ZM225 209H226V207H225ZM228 209H230V211H231V209H232V212H233V207L232 208H228ZM160 210V209H159ZM163 210V209H162ZM223 210V209H222ZM227 210V209H226ZM235 211H237L236 209H234ZM262 213V217L264 218V210H262L261 211ZM124 213V212H123ZM129 213V212H128ZM231 213V212H230ZM124 215V214H123ZM131 215V214H130ZM166 215V214H165ZM225 215V214H224ZM233 215V214H232ZM47 216V215H46ZM126 216V215H125ZM204 216V215H203ZM202 216V218L203 219H207V217H203ZM223 216V215H222ZM227 216H230V215H228L227 214ZM226 215H225V217H221V218H226L227 217ZM237 216V215H236ZM161 217V216H160ZM235 217V216H234ZM49 218V217H48ZM163 218V217H162ZM218 218V217H217ZM220 218V217H219ZM262 218V219H263ZM126 219V218H125ZM203 219H201L202 221H203ZM232 219H233V217H232ZM235 219V218H234ZM233 219V220H234ZM259 219V218H258ZM200 220V221H201ZM204 220V221H205ZM209 220H211V219H209L208 218V220L207 221H209ZM220 220V219H219ZM232 220V221H233ZM201 221V222H202ZM203 221V223H205L206 225L208 224V222H204ZM212 221V220H211ZM231 221V219H225L222 223L223 224H220V226H221V228H220V230L221 231H223L224 233H225V236H227V235H230V237L231 236H235L236 234H237V230H238V228L240 227V225H238V223H236V221H233V222H235L234 224H237L236 226H234V224H233V222ZM261 221H264V220H261ZM170 222V221H169ZM259 222H260V220H259ZM259 222H258V225H260L259 224ZM42 223V222H41ZM72 225H74L72 222H70ZM70 223H69V225L68 226H70ZM76 223V222H75ZM168 223V222H167ZM202 223V224H203ZM211 222L209 221V224H210ZM217 223V222H216ZM240 223H241V221H240ZM244 223V222H243ZM252 223V222H251ZM254 223V222H253ZM43 224V223H42ZM209 224L207 225V226H209ZM212 224H213V222L211 223V225L210 226H212ZM215 224V223H214ZM219 224H216V225H219ZM245 224V223H244ZM248 224H250V223H248ZM70 226V228L71 227H73V226ZM204 225V224H203ZM243 225V224H242ZM263 225V224H262ZM67 226V227H68ZM82 226V225H81ZM205 226V225H204ZM239 226V227H238ZM245 227H246V224L244 225ZM28 227V226H27ZM66 227V228H67ZM78 227V226H77ZM213 227V226H212ZM243 227V226H242ZM250 228H251V226H249ZM258 227H260V226H258ZM263 227H264V225H263ZM69 228V227H68ZM70 228H69V230L68 231H70ZM75 228V227H74ZM207 228V227H206ZM34 229V228H33ZM42 229V228H41ZM210 229H211V227H210ZM240 229V228H239ZM246 229H249V228H245V230ZM259 228H257V230H258ZM261 229H263V231H264V228H260L259 230L261 231ZM26 230V229H25ZM204 230V229H203ZM215 230V229H214ZM216 230H218L217 229V226H216ZM214 231L215 232V234H216V232H218V231ZM242 230H244V227L242 228ZM244 230V231H245ZM254 230V229H253ZM257 230H255L254 232H256ZM49 231V230H48ZM48 231H46V232H48ZM65 231H67V230H65ZM208 231V230H207ZM246 231H248V230H246ZM245 231V232H246ZM251 231V230H250ZM260 231H257V232H260ZM59 233H60V236L62 237V238H64L63 236H62V234H61V232L60 231H58ZM57 232V234L54 232V234H56V235H58L59 233ZM72 232V231H71ZM70 232V233H71ZM75 232V231H74ZM74 232H73V234H74ZM80 232H83V228H82V231H81V229H80ZM220 232V231H219ZM223 232H221V234L223 233ZM249 232V231H248ZM37 233V232H36ZM45 233V232H44ZM51 233H52V231H51ZM75 233H79V232H75ZM203 233V232H202ZM24 234V233H23ZM29 234V233H28ZM38 234V233H37ZM46 234V233H45ZM53 234V233H52ZM53 234V235H54ZM205 234V233H204ZM206 234H207V232H206ZM218 234V236L220 237V235H219V233H217ZM240 234H241V236H240V238H242L243 236H244V232H242V231H240ZM250 234H251V232H250ZM258 234V233H257ZM12 235V234H11ZM52 235V236H53ZM68 235H70L71 236V234H68ZM68 235H67V237H68ZM75 235V234H74ZM81 235V234H80ZM86 235V234H85ZM208 235V234H207ZM249 235V234H248ZM14 236V235H13ZM27 236V235H26ZM29 236V235H28ZM43 236V235H42ZM42 236H37L36 235V237L34 236L32 239H31V243H32V245L34 246L33 248H35V251H36V253L39 255V257L41 256V254L43 253V247H44V244L50 239V237L48 238V236H49V234H48V236H47V238L48 239H46V238H42ZM79 236V235H78ZM201 236H203L202 234H201ZM214 236V235H213ZM212 235H211V237H213ZM238 236V234L236 235V237ZM250 236V235H249ZM252 236V235H251ZM262 235L260 234V235H258V237L260 238ZM16 237H18V236H16ZM30 237H32V235L30 236ZM43 237H46V236H43ZM57 237V236H56ZM55 237V238H56ZM59 237V236H58ZM66 237V238H67ZM72 237H74V236H72ZM72 237H70V238H72ZM76 237V236H75ZM81 237V236H80ZM82 237H83V235H82ZM81 237V238H82ZM204 237V236H203ZM202 237V238H203ZM211 237H209V238H211ZM217 237V236H216ZM236 237H232L233 239L234 238H236ZM239 237V236H238ZM248 237V236H247ZM247 237H246V235L244 236V241H245V238H246V241L248 240L247 239ZM26 238V237H25ZM53 238V237H52ZM52 238H51V240H52ZM55 238H53V239H55ZM85 238V237H84ZM206 238V237H205ZM248 238H250V237H248ZM252 238V237H251ZM262 238H263V240H264V235L262 236ZM13 239V238H12ZM30 239V238H29ZM61 239V238H60ZM76 239H77V237H76ZM258 239V238H257ZM261 239V238H260ZM8 240H10V238L8 239ZM74 240V239H73ZM78 240H80V239H78ZM236 240V239H235ZM238 240V239H237ZM236 240V242H238ZM241 240V239H240ZM242 240V241H243ZM256 240V239H255ZM6 241V240H5ZM14 241V240H13ZM50 241V240H49ZM54 241V240H53ZM60 241V240H59ZM71 241V240H70ZM83 241V240H82ZM84 241H86L85 239H84ZM83 241V242H84ZM244 241H243V243H244ZM245 241V242H246ZM258 241V240H257ZM8 242V241H7ZM29 242V241H28ZM56 242V241H55ZM241 241H239V243H240ZM248 242V241H247ZM260 242V241H259ZM10 243V242H9ZM52 243V242H51ZM50 243V244H51ZM68 243V242H67ZM82 243V242H81ZM250 243V242H249ZM254 243V242H253ZM252 243V244H253ZM262 243H264V242H262L261 241V243H258V244H262ZM60 244H62V245H59L60 247H58L57 249H56V253L61 257V256H63L64 254H63V252L65 251L64 250V248H67L68 247V245L64 242V243H61L60 242ZM72 244H73V242H72ZM77 244H79V242L77 243ZM255 244H257V242H255ZM258 244H257V246H258ZM8 245V244H7ZM18 245V244H17ZM55 245H56V243H55ZM73 245H75V244H73ZM15 246V245H14ZM58 246V245H57ZM246 246V245H245ZM21 247V246H20ZM72 246H70L69 245V249L71 248ZM258 247H262L261 245H259ZM11 248V247H10ZM31 248V247H30ZM32 248V249H33ZM54 248V247H53ZM171 248V247H170ZM263 248V247H262ZM31 249V250H32ZM30 250V251H31ZM47 250V249H46ZM45 250V251H46ZM50 250V249H49ZM53 250V249H52ZM67 250V249H66ZM71 250H72V248H71ZM77 250L79 251V249L77 248ZM262 250H264V249H261L260 250V252L262 253ZM15 251V250H14ZM13 251V252H14ZM29 251V250H28ZM67 251H69V250H67ZM82 251V250H81ZM160 251V250H159ZM24 252V251H23ZM80 252V251H79ZM78 252V255H80L81 253H79ZM259 252V251H258ZM259 252V255L261 256V253ZM264 252V251H263ZM35 253V252H34ZM74 254H76L75 253V251L73 252ZM45 254V253H44ZM85 254V253H84ZM256 254H258V253H256ZM264 254V253H263ZM262 254V255H263ZM29 255V254H28ZM32 255V254H31ZM34 255V254H33ZM48 255V254H47ZM56 255V254H55ZM73 255V254H72ZM82 255V254H81ZM81 255L79 256V257H81ZM87 255V254H86ZM234 255V254H233ZM233 255H231L230 257H232ZM249 254H247L246 256H248ZM254 255V254H253ZM258 255V256H259ZM77 256V255H76ZM221 256V255H220ZM220 256H218L219 258H220ZM235 256V255H234ZM238 256V255H237ZM252 256V255H251ZM46 257V256H45ZM49 257V256H48ZM65 257V256H64ZM72 257V256H71ZM78 257V256H77ZM89 257V256H88ZM93 257V256H92ZM229 257V256H228ZM263 257V256H262ZM261 257V258H262ZM50 258V257H49ZM53 258V257H52ZM73 258V257H72ZM75 258V257H74ZM82 258H84V257H82ZM87 258V257H86ZM91 258V257H90ZM96 258V257H95ZM239 258H240V256H239ZM252 258H253V256H252ZM33 259V258H32ZM48 259V258H47ZM55 259V258H54ZM58 259V258H57ZM79 259V258H78ZM85 259V258H84ZM92 259V258H91ZM231 260H233L232 258H230ZM236 259V258H235ZM250 258H249V256H248V260H249ZM257 259H258V257H257ZM264 259V258H263ZM41 260V259H40ZM74 260V259H73ZM89 260V259H88ZM93 260V259H92ZM98 260V259H97ZM239 260V259H238ZM37 261V260H36ZM35 261V262H36ZM60 261V260H59ZM66 261H68V260H66ZM87 261V260H86ZM90 262H92L91 260H89ZM106 261H107V258H106ZM105 261V262H106ZM109 261H110V259H109ZM112 261V260H111ZM114 261V260H113ZM230 261V260H229ZM234 261V260H233ZM236 261V260H235ZM251 261V260H250ZM258 261H260V260H258ZM70 262V261H69ZM72 262V261H71ZM78 262V261H77ZM83 262V261H82ZM217 262V261H216ZM248 262V261H247ZM246 261H245V263H247ZM254 262V261H253ZM263 262H264V260H263ZM66 263H68V262H66ZM85 263V261L82 263V264H84ZM89 263V262H88ZM94 263V262H93ZM97 263H98V261H97ZM101 263V262H100ZM107 263H110V262H107ZM226 263V262H225ZM228 263V262H227ZM258 263V262H257ZM39 264V263H38ZM41 264V263H40ZM68 264H70V263H68ZM79 264H80V262H79ZM85 264H87V263H85ZM90 264V263H89ZM103 264V263H102ZM111 264V263H110ZM219 264V263H218ZM224 264V263H223ZM242 264H244L243 262H242ZM248 264H249V262H248ZM256 264V263H255ZM260 264V263H259Z\"/></svg>", "mask_w": 264, "mask_h": 264}]
</instances>
